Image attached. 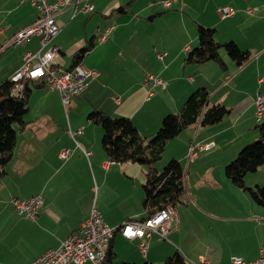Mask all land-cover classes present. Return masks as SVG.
<instances>
[{
	"label": "crops",
	"instance_id": "0c3cea01",
	"mask_svg": "<svg viewBox=\"0 0 264 264\" xmlns=\"http://www.w3.org/2000/svg\"><path fill=\"white\" fill-rule=\"evenodd\" d=\"M196 1L177 0L166 7L163 0H91V12L74 13V7H68L57 15L61 29L51 42L58 50L55 67L70 69L75 54L91 43L81 62L99 74L72 98L69 107L63 105L58 90L40 85L41 79L35 82L26 115L36 112L34 117L25 115L29 123L18 130L13 157L0 181V264H31L48 248L58 247L94 206L112 227L131 218H149L142 204L147 166L115 162L106 167L110 158L102 145L103 128L88 114L99 109L128 116L142 135H149L160 128L165 115L178 112L189 95L202 87L211 103L225 104L230 112L216 123H194L183 129L168 141L157 164L162 170L174 157L185 168L186 196L174 206L178 227L165 239L153 233L146 251L141 250L139 238L118 230L110 248L115 260L131 263H159L176 251L195 264L202 260L229 264L236 256L245 260L259 256L264 246V204L253 198L249 188L233 183L225 166L259 137L258 124L264 120V114L260 118L256 114L257 94H264V34L254 38L248 29H241L244 38L261 44L254 52L233 35L236 21H264V0H198L204 10L208 7L213 21L173 9L197 7ZM223 6L233 7L234 14L221 16ZM37 17L29 0H0V82L11 78L26 51L40 49L38 35L7 45L14 33ZM199 23L214 27L217 41L233 40L249 49L250 59L239 66L221 50L224 65L215 60L186 63L187 53L199 44ZM107 25L113 28L100 41ZM220 29L224 34L216 37ZM160 52H166L163 58L158 57ZM150 73L167 80V87L147 84ZM62 106L66 115L60 120ZM192 140L212 146L189 160ZM64 150L69 154L63 158ZM245 183L254 189L264 187V164L247 173ZM36 193L42 194L43 204L35 219L17 212L10 201Z\"/></svg>",
	"mask_w": 264,
	"mask_h": 264
},
{
	"label": "trees",
	"instance_id": "16d2710c",
	"mask_svg": "<svg viewBox=\"0 0 264 264\" xmlns=\"http://www.w3.org/2000/svg\"><path fill=\"white\" fill-rule=\"evenodd\" d=\"M215 33L214 27L199 23V44L187 53L185 62L201 63L215 60L224 65L222 49L239 66L250 59L252 54L249 49L240 47L233 40L217 41ZM91 45L90 43L75 54L70 68L81 62V58L89 51ZM37 80L40 79H26L23 95L20 97L11 93L14 85L11 78L0 82V181L5 176L6 166L13 157L18 130L26 128L29 123L25 115L30 109L29 99ZM40 85L47 87L42 79ZM229 112L230 109L225 104L211 103L209 92L202 87L189 95L178 112L165 115L160 128L153 134L142 135L128 116H112L99 109H93L88 117L102 126V145L110 159L120 163L138 162L147 166L142 204L146 210V217H150L168 204L177 206L183 202L187 192L185 168L180 159L170 158L162 170L157 168V164L163 159L168 141L199 120L202 125L213 124L222 120ZM258 130V139L245 144L238 155L226 164L225 172L233 183L249 188L253 198L264 204V187L254 189L245 183L246 174L264 164V120L259 122ZM115 255L109 246L103 264H195L187 260L180 251L168 255L159 263L117 261Z\"/></svg>",
	"mask_w": 264,
	"mask_h": 264
},
{
	"label": "built area",
	"instance_id": "2783aa9c",
	"mask_svg": "<svg viewBox=\"0 0 264 264\" xmlns=\"http://www.w3.org/2000/svg\"><path fill=\"white\" fill-rule=\"evenodd\" d=\"M177 0H163L166 7H170ZM31 6L38 11V17L30 26L19 30L8 41L7 45L22 44L28 38L40 36V49L37 51L28 50L24 54L23 62L11 76L14 81L12 95L22 96L26 79H42L51 90H58L62 103L65 107L71 103L73 97L78 96L88 85L89 81L95 78L99 72L97 69L88 67L84 63L77 64L75 72H68V69L55 67L57 47L51 42L59 33L61 26L57 21V15L65 8L74 7V13L78 10L91 12L94 5L91 0H29ZM81 4V5H80ZM235 9L231 6L219 8L221 16L234 14ZM113 26L107 25L99 35L100 41L106 40ZM166 52L158 53L159 58H163ZM145 82L152 87H167V80L163 77L148 74ZM256 114L260 118L264 114V94L259 92L256 99ZM199 123V121H198ZM79 129L78 132H81ZM212 143H201L192 140L189 144V160L198 157L199 152L208 149ZM89 153V152H88ZM69 150L61 152V156L67 157ZM116 161L113 159L105 162L109 167ZM11 203L20 214L35 219L39 214L43 204L41 193L33 194L27 198L14 196ZM178 227V214L176 208L168 204L165 208L157 211L153 216L146 219H132L121 227L124 235L131 238H139L141 250L148 248L147 239L157 233L161 239L168 237V234ZM116 231L104 220L101 211L94 206L90 213L81 221L80 226L68 237L62 240L56 248H48L44 253L37 256L31 264H69L71 262L82 264L91 261L94 264H103L107 254L111 239ZM199 264H209L207 260H202ZM229 264H264V246L260 249L259 256L254 260H245L236 256Z\"/></svg>",
	"mask_w": 264,
	"mask_h": 264
},
{
	"label": "rangeland",
	"instance_id": "374dc122",
	"mask_svg": "<svg viewBox=\"0 0 264 264\" xmlns=\"http://www.w3.org/2000/svg\"><path fill=\"white\" fill-rule=\"evenodd\" d=\"M209 1V0H208ZM197 3H198V0L196 1ZM198 6L196 7L195 5H193L192 7H183L182 8V10H181V8H176V7H174L173 9L175 10V9H177V10H180V11H182V12H184V11H187V12H189V13H192L193 14V16H197V17H200L201 19H205V21H213V17H212V14H210V11H209V9H208V7L204 10L202 7H200L201 6V4L200 3H198L197 4ZM175 6V5H174ZM262 7V6H261ZM263 7H264V5H263ZM251 11V9H249V12ZM210 23V22H209ZM205 25H208V24H205ZM211 26V25H210ZM233 26L235 27L234 28V31H233V35L235 36V37H237V39H239V41H240V44L242 45V46H248V47H251V49H252V51L254 52V51H256V48L255 47H260L261 46V44H259L258 45V43L259 42H256V41H254V40H250L249 38H244V36H243V34L240 32L241 31V29H248L249 30V35L251 36V37H262L263 36V34H264V21H261V22H253V23H245V24H240L238 21H236V22H234L233 23ZM196 29H197V26H196ZM18 32V31H17ZM16 32V33H17ZM16 33H14V34H16ZM13 34V35H14ZM224 34V32H223V30L222 29H220L219 30V33L216 35V37H221L222 35ZM258 45V46H257ZM222 52H226L225 50H223L222 49ZM150 74H152V73H150ZM148 75V74H147ZM147 77V76H146ZM36 92V91H35ZM37 92H36V95H35V97H34V93H33V95H32V98H34L33 99V101L36 99V96H37ZM258 95V94H257ZM257 99V98H256ZM33 106H34V104H33ZM70 106V105H69ZM68 106V107H69ZM256 107H257V104H256ZM35 109L32 111V112H30V113H28L26 116L27 117H34V114H35ZM56 114L58 115V113L56 112ZM65 115H66V111H65V109H64V107L62 106L61 107V109H60V117H59V115H58V119H60V120H63V117H65ZM197 124H199L198 123V121L196 122ZM258 139V138H257ZM256 140V139H255ZM254 141V140H253ZM202 143V142H201ZM211 147V146H210ZM209 147V148H210ZM208 148V149H209ZM208 149H204V150H201L200 152H199V155L201 154V152H203V151H205V150H208ZM198 155V156H199ZM196 159V158H195ZM164 160H165V158H164ZM164 164V162H162V165ZM161 165V166H162ZM164 166V165H163ZM94 195H96V194H94ZM130 220H132V218L131 219H127V220H125L121 225H119V226H116V231H115V233L118 231V230H120L121 231V227H122V225H123V228H124V224L125 223H127V222H129ZM115 227V226H114ZM122 232V231H121ZM114 233V234H115ZM123 233V232H122ZM46 251V250H45ZM44 251V252H45ZM43 252V253H44ZM41 255V254H40Z\"/></svg>",
	"mask_w": 264,
	"mask_h": 264
},
{
	"label": "bare ground",
	"instance_id": "6f19581e",
	"mask_svg": "<svg viewBox=\"0 0 264 264\" xmlns=\"http://www.w3.org/2000/svg\"><path fill=\"white\" fill-rule=\"evenodd\" d=\"M76 68H77V64H75L74 67L68 69V72H75L76 71ZM109 160V159H108Z\"/></svg>",
	"mask_w": 264,
	"mask_h": 264
}]
</instances>
